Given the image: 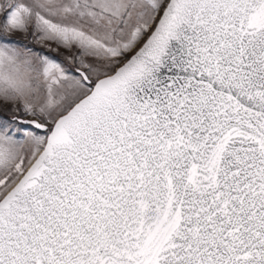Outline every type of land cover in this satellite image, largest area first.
I'll return each mask as SVG.
<instances>
[{
    "label": "snow or ice",
    "instance_id": "obj_1",
    "mask_svg": "<svg viewBox=\"0 0 264 264\" xmlns=\"http://www.w3.org/2000/svg\"><path fill=\"white\" fill-rule=\"evenodd\" d=\"M0 264H264V0H0Z\"/></svg>",
    "mask_w": 264,
    "mask_h": 264
}]
</instances>
